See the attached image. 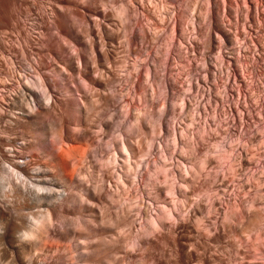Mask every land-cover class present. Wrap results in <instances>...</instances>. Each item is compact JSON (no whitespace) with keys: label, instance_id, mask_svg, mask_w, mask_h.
Returning a JSON list of instances; mask_svg holds the SVG:
<instances>
[{"label":"bare ground","instance_id":"1","mask_svg":"<svg viewBox=\"0 0 264 264\" xmlns=\"http://www.w3.org/2000/svg\"><path fill=\"white\" fill-rule=\"evenodd\" d=\"M22 1L24 2L25 0H22ZM244 1L245 0H243V2ZM254 1L255 0H253L252 2H254ZM258 1H261V0H258ZM102 3H104V2H102ZM23 4H25V2ZM233 4H234V2H233ZM124 5H125V3H124ZM246 5H248V4H246ZM256 5H257V3H256ZM229 7L232 11L235 9H237V11H238V8H236V7H234V8L232 6H229ZM125 8H126V11L127 10L128 11H127V14L125 13L127 15V16L125 15L126 19L124 20L126 22V23L124 22L126 25H125L122 32H125L126 34H124V36L127 35L128 37L127 36L126 37L128 38V40H131L132 43H134L133 46L131 45L129 47L130 51L141 53L143 51V49L146 47V45L148 44L147 43L148 40L150 38L156 39L158 36H156V33L154 34V32L151 31L149 29V27H147L144 24L145 22L142 23V21L139 20L140 15H137L136 11H134L131 8L128 9V7H125ZM262 8H263V6H262ZM248 9L250 11V8H248ZM28 12H29V10H28ZM238 12H240V10ZM232 13L233 12H231V14ZM138 14H140V13H138ZM117 15H122V14H116V16ZM220 15H221V12H219V15H217L219 17L218 21L216 22L217 26L216 25L214 26V23L210 22L215 28H217V29L219 28V30H220V32L219 31L216 32V30H214L217 33V34H215V35H217V39L216 38L215 39L219 40L220 45L219 44H218L219 46L217 45V51L215 52L216 57H214L212 59V61L216 60L217 55H219V58L221 56V59L218 58L217 60L218 61L221 60L222 62L219 63L218 66L214 63L215 66H217V67L214 66L215 69L211 73L212 78H213V82L206 83V81H205V84L203 85V87L201 89L202 90L201 94H203V96L208 97V102H206L208 104H203V101H205L204 100L205 97L203 98V96L202 97H200L199 95H194V96L192 95L191 96L190 94L183 92L184 104H185V100H186V102L189 103L188 104L189 106H193V105L195 106V108H194L195 111H193L194 112L193 116L190 117L193 122H195V120H197V117H199L198 111H201L202 105H203L204 109H207L208 107H210L212 109V112H214V115L216 116V117L214 116L213 119L204 118L206 120L202 121L201 125H203V128H202L203 132H204V130H208L207 132L205 131V133H206V135L204 134L205 136L200 134L199 137H197V135H196L197 138H192L189 140L188 146L192 150L191 153L194 152L195 149L197 150V148L199 150L200 144L205 143L204 141H206L207 138L210 139L211 135H216V133H218V132H216L217 130L215 132H212V130L210 131V128H211L212 124L214 126V121L216 120L215 118L219 119V117H220L219 116L220 114L218 113L219 109H220V112L222 109L221 113L223 114V110H224L223 108H225L224 105L226 104L225 101H226L227 95H229V94H227L229 91H227V89L225 87L226 84H227V86H229L228 85L230 83L229 80H230V77L232 76L230 73V70H229L230 69V60L229 59L231 57H233L234 51H238V50H237L236 46L235 47L232 46L230 49H226V44H228V42L226 41L227 38L224 37L223 34H224V31H227L229 29V26H227L222 20H220L222 18ZM122 17H123V15H122ZM122 17H120V19ZM202 17H203V15L201 16V18ZM260 17H261V15H260ZM137 19H138V21H141V22L136 23ZM17 21H20V20L17 19ZM17 21L15 20V22H17ZM13 22H12V25H13ZM105 25H106V23H105ZM257 25H258V22H257V19L255 18V19H253L252 27L254 28ZM184 27H186V26H184ZM35 28H36V25H35ZM22 29L25 32L26 29H24V28H22ZM29 29H28V31H29ZM12 30H14V29L12 28ZM114 31H116V30H114ZM114 31L109 26L103 25L102 31H100V32H102V42H99L96 38L93 37V35H91V34H93L92 31H91V34L88 30L86 31L87 33L88 32L89 33H88V38L86 37L87 35L85 36V38H87V40L84 38L85 41L83 39V36L80 35V33H79L80 36L76 37L77 42L79 45L83 46L85 48V51L87 52V56L84 58L83 67H79V64L77 66L74 63V61L72 60L73 57L70 55L69 56L72 58H68V59L65 57H63V58L59 57L60 55L57 56L55 53H53V51H49L51 49L50 47L48 48L49 50H47L46 52L43 51L44 53L42 54V57L40 55L41 58H39V52H38V56H37L38 59H37V57L34 56L35 53L33 52V48H31V46L30 47L24 46L26 49L22 48L23 45L20 46L22 42L21 43L17 42L18 44H16V45L13 44V46L7 45L5 43L6 47L7 46L10 47L9 49L5 48L4 45H2L5 48L4 50L8 54L7 61H9V65L6 66L7 70L4 71L3 75L2 76L0 75V264H122V263L123 264L124 263L130 264L132 262L131 258L134 255V252L136 251V249L137 250L139 249L138 251H140L141 249L143 250L142 255L144 258L143 257L142 258L146 263L148 262L150 264H225L226 259H225V257H223L224 254L221 255L219 253H214V252L208 251V246H210L209 244L213 242L211 240H215V242H218V240H220L218 238H220L223 234H224L223 236H225V234H227V233H224V232L229 231V230L234 234L233 238L236 237L235 240H238L237 238L242 239V238H240L242 236H245V239H246L247 238L246 235L251 234V236H252V234L254 232H256L259 228H261L260 223L262 221L260 222V219H259L260 213L257 210V208L255 207L256 203L258 201H260L261 198L259 197L260 195L258 196V193H256L257 192L256 190H255L256 192L254 191L255 193L253 192L255 195H253L252 197L250 196L251 200L249 201V203L251 206L247 207L248 211L246 210L247 212H250L249 222L246 224L245 223L242 224V222L239 221L238 218L236 219V216H234V212H233L234 209L231 210L232 209L231 207H230L231 209L228 208L229 206L227 207V204L225 205V207H227V208L222 209V207L218 204V200H219V199H217V198H219L218 196H213V199H212V196L210 194H207V195H209L208 197L211 196V199L214 201V205L213 204L212 205H208V204L205 205V203L203 204L202 203L203 199L200 196L192 199V200H194L196 205L187 204L186 200L189 201V199H191V197H190L191 194L188 193L190 191H188L187 187H188V185L193 183V181H195V179H193L194 175H193V178H191L187 174H183L181 172V168H179L178 166H177V168H175V171L172 172V175L174 177L172 180L173 182H172L170 189H169V191L174 196L173 205L172 204L171 205L170 204L169 205L168 204L167 205H160L159 204V205H157L155 211H153L154 210V209H152L153 206L150 204L141 206V207H143L142 209L140 207V209L142 210V215L146 219L149 218V221L146 220L144 223L141 224L140 222H136L137 217L134 218L135 217L134 211H133L134 208L131 207L130 202H129V198H132L133 197L132 195L134 193L138 196L139 193L137 191L140 190V188L138 190H135L134 192L129 191V189H127V187H126L127 183L124 184V181H123V188L120 189L119 187H117L118 186L117 185L116 187H114L115 189H113L112 184L109 183V181L107 182L106 181L107 179H105L104 176L102 175L103 173L98 171L99 168L97 170V167H99L98 166L99 165L98 163L100 162L99 160L105 158V156L109 154L108 149H107L108 152H105L102 149L103 146L106 147L109 145V147H110V145H111V147H113L111 150V153H113V154L117 153L116 151L118 150V148L116 147V145L114 143H112L110 136H112V134L113 135H117V134L122 135L121 126L122 127L125 126L128 130L125 131L126 133L123 132V134H124V146L122 145L120 148L122 150L123 149L122 147H125L126 151L128 153H130V144H129L130 139L128 140V138H130V136H128L127 131H129V129L132 125L129 127L128 123H130L129 121H131V120L134 121L133 123H136L135 121L138 118L139 119L141 118V117H139V114H140V112H142L140 110H137L135 108L130 107L128 99L124 98L126 93L121 92L120 94L118 93V95L113 94V90L111 88L112 87L111 86V78H109L110 74H108V73H110L109 71L112 67L111 61L114 59V56L112 54V51H114V50H112V48H113L112 44L114 45L113 42L116 41V38H117V34ZM212 31H213V29L212 30L210 29V31L209 30L207 31V35H208L207 40L205 37V40L207 41L206 42V50H204L203 54H202V55H204V58H203L204 64L207 63V59L210 60L209 54H210V51L212 50L211 49L212 42H210L209 34ZM17 32H19V31H17ZM3 33H5V32H3ZM82 33H83V31H82ZM97 33H99V32H97ZM7 34H8V32H7ZM18 34L21 35L20 33H18ZM57 34L58 33H56V37H58ZM26 35L28 36V33ZM100 35H101V33H100ZM13 36H14V34H13ZM6 37H7V35H6ZM17 37L20 38L17 35L14 36L16 41H18ZM187 37H185V36L182 37V38H184L183 40L180 37L181 38L180 40L184 43L186 42L188 45H191L194 39L190 43L189 37L188 38ZM118 38H119V36H118ZM100 39H101V37H100ZM195 39H197V38H195ZM1 40L3 41V39H1ZM203 40H204V37H203ZM24 41L26 42V40H24ZM156 41L157 40H155V42ZM25 42H23V43H25ZM196 42H198V41H196ZM42 43H43V41H42ZM175 43L176 42L173 39H170V41L167 44H169V46L172 45L173 49H174V47H176V45H177V44L175 45ZM178 43H179V40H178ZM28 44L29 43H27V45ZM151 44H152V42H151ZM180 44L182 45V43L180 42L178 46H180ZM201 44H199V45H201ZM25 45H26V43H25ZM109 45H111V46H109ZM178 46H177V48H178ZM76 48L78 49V47H76ZM147 48H148V45H147ZM203 48L205 49V47H203ZM180 49L181 48H178V50H177L179 52V53H177V56H178V54H179V56H181ZM36 50H38V49H36ZM81 50H82V48H81ZM18 51L20 53L19 55H21L24 60L26 58V56H25L26 53H28L29 56L31 57V60H33L34 68L32 65H31L32 67L29 66L32 69H35L33 74L29 73L32 70V69L30 70L29 67H28V70H30L29 72L27 69H26L27 71L22 72L21 69L16 68L13 58H15V56L17 57L18 54L15 55L14 53H16V52L18 53ZM116 53H119V52L116 51ZM152 57L153 58H151V60L148 64V67H147L148 69L146 72L147 73L146 77L148 79H150V81L153 83L155 88L158 89V92L163 94L162 96H164V98H165L164 102L173 106V108L171 109V114H172L171 125H173V128L170 129V132H171V135L173 136V138L176 139L175 134L177 133L176 130L178 129V127H177V129L175 128L177 122L175 121L174 118L176 117L177 113L175 112L176 111V109H175L176 103L174 102V100H177V99H175L176 97H174V95L176 94V91L179 92L177 89L178 83H177V80L174 77V75H172L171 73H169L170 75L168 73L165 74V70H164L165 65L160 63L162 57L157 55V54H155ZM91 58L93 59V61L91 60ZM172 58H173V61L176 62L175 61V58H176L175 55ZM39 59H40V61H39ZM116 59L117 58H115V60ZM188 59H189V57H188ZM224 59H228L229 64H228V61H226L227 63H225V62L223 63ZM3 61H2V64H4ZM242 61L243 60H241L239 63H241ZM40 62H43V64L45 63L47 65L48 69L53 68L54 73L55 72L58 73V75L57 74H55V75L58 76L59 79H57V80H55L53 78L50 79V76L48 78L47 77L48 74L46 75V73H45L47 70H44V69L42 70L40 68V65H39V64H41ZM90 62H94V65H92L93 63H90ZM243 62H245V61H243ZM5 63H8V62H5ZM256 63L259 64V61L257 60ZM46 65H45V68H46ZM232 65H234V64L232 63ZM22 66H23V64H22ZM25 66H26V64H25ZM97 67L100 70V72L98 75H95L93 72L96 71L95 69H97ZM185 67H188V66H186V63H185ZM245 67H246V70H248L250 66L248 67L245 64ZM247 67H248V69H247ZM165 68H166V66H165ZM185 69H186L185 72L189 78L188 80L194 81V80L198 79L197 77L194 79V74L192 73L193 71H191L192 70L191 68H185ZM73 71H76L77 73L80 72L83 75V77L88 80V84L90 83L93 86L92 90H87V91H83L84 87H82V89H81V91H83L82 97L80 95V97L83 101L82 104L72 102L71 100H68L69 97H67V96H70V93L74 90L73 89L74 84H72L73 82H71V72H73ZM111 71H112V69H111ZM238 71H240V70H238ZM253 71H254V69H253ZM253 71L251 69L250 72L253 73ZM49 72L50 71H48V73ZM239 73H241V72H239ZM252 73L250 75H252ZM244 74H245V72H244ZM219 76H223L224 78H226L229 83L225 82L224 83L225 85L223 84L221 86L222 87L221 90H220V88H218L217 90L215 89L216 92L213 93V88L217 87V86H215V81L217 80V78L222 79V78H219ZM243 77H244V75H243ZM251 77H253V76H250L248 78H251ZM73 79H74V77H73ZM240 81H242V80H240ZM245 81H247V80H245ZM249 81H248V83H250ZM233 83H235V82H233ZM230 84H232V83H230ZM190 85H192V84H190ZM253 85L254 84H252V86ZM238 86H239V84L237 85V87ZM254 86H256V84ZM114 89H115V86H114ZM79 90H80V88H79ZM139 91H140V89H139ZM255 91L256 90H254L253 94H252L254 96H255V94H254ZM76 92H78V91H76ZM238 92H239V90H238ZM238 92L236 93L237 96H238ZM244 93H246V92H244ZM261 93H260V95H261ZM79 94H81V93H79ZM181 94H182V92H181ZM178 95H179V93H178ZM257 95H259V94L257 93ZM207 97H206V99H207ZM232 97H231V99H232ZM228 98H230V97H228ZM251 98H252V96H251ZM212 100L214 101L213 105H212ZM246 100L247 99H245V103L247 104ZM229 101H230V99H229ZM238 101H239V99H238ZM100 103L102 104V106L104 108L102 110H104L103 113L106 116H104V114H103V117H100V113L98 110L99 109L98 104L101 105ZM245 103H243V105ZM253 103H254V101H253ZM255 105H257V104H255ZM226 106H228V105H226ZM253 109H255V107ZM179 111H181V110H179ZM255 111H257V110H255ZM227 112H229V111H227ZM251 112H253V110H251ZM69 113H73V114L77 113V115L79 117V120H78L79 122H78V124L76 123L77 124V125H75L76 128L75 127L74 128H75V130H77L76 134H78V136L80 138L72 137L70 135L71 129H74V128H71L70 119L68 116ZM101 113H102V111H101ZM225 113H224V115H225ZM64 114H66L67 116H64ZM45 115L46 116L52 115V117L54 116V118H55L54 123L53 124L48 123L49 121L46 122L45 121ZM242 115H243V113H242ZM101 116H102V114H101ZM217 116H219V117H217ZM232 118H233V116H232ZM165 119H166V117H165ZM165 119H163L164 122H165ZM221 119H222V117H221ZM221 119H219V120L221 121ZM138 121H137V124H138ZM242 121H244V120L242 119ZM229 126L230 125H228V127ZM215 127H216L215 129H217V127L219 129L220 124L219 123L215 124ZM123 129H124V127H123ZM133 129H134V126H133ZM179 129H180V127H179ZM211 129H214V128H211ZM224 131H228V129L224 130ZM234 131H232V133H230V134H233ZM221 132L222 131H220L219 137H221V134H222ZM229 132H230V129H229ZM229 132H225V133L228 134ZM236 132H235V134H236ZM225 133H224V137L226 135ZM230 134H228V136H230ZM253 134L254 133H252V135ZM255 135L256 134H254V136ZM92 136H94V138L96 137V139L98 138L97 144H95L94 141H91L93 138L91 140L89 139ZM216 136H218V135H216ZM216 136H215V138H216ZM234 136H236V135H234ZM234 136H233V138H235ZM248 136H250V135H248ZM239 137L240 136H238V138ZM212 138L214 139V137H212ZM233 138L229 139L230 141L227 140L228 138L225 139L226 141H228V143L224 144V145L226 146L225 149L229 150V151L225 150V152L228 153V155H226V157L227 156L233 157V159L235 160L236 158H238L237 155H240V152L239 151L237 152V150H235L236 147L239 146L238 145L239 143L236 142L237 140L234 141L237 138V136L235 139H233ZM117 139H119V138L117 137ZM232 139H233V141H232ZM240 140H241V138L238 141L241 142ZM114 141H115V139H114ZM186 143H187V141H186ZM218 143H219V141H218ZM222 143H225V142L222 141ZM241 143H243V142H241ZM246 143H249V142H246ZM118 144H119V142H118ZM120 144H122V143H120ZM243 144H240V145H243ZM252 144H253V142L251 143V145ZM203 145L205 146L206 144H203ZM220 145H221V143H220ZM219 147L220 146L218 144L217 150H219L220 148H222L220 150H224L222 146L220 148ZM33 148L35 149V151H37L36 152V154L38 153L37 155L32 154L30 152ZM244 148H246V145ZM34 149H33V151H34ZM241 149H243V148H241ZM123 151H124V149H123ZM235 151L239 154H237ZM157 152H160V151H157ZM162 152L165 153V150H162L161 154H163ZM124 154L122 153L121 155L123 156ZM41 155H44V156L47 155V158H48V156H50L51 158H48V159H51L52 160L51 162H54L53 165L49 166L46 163H43V161H41V158H43L44 156H42L39 159V157ZM45 157L43 158L44 160H45ZM123 157H125V156H123ZM175 157L176 156H174V155L172 156L171 164L174 165V163H175L177 165L178 164L180 165V163H181L180 160L176 159ZM179 157L181 158V156H179ZM222 157H224V156H222ZM213 158H214L213 156L206 154V155H203V157L201 156L199 161L198 162L196 161V162L199 163V165H201V167L204 168L205 166H208L207 164L212 163V161L214 160ZM196 159H197V157H196ZM229 160H231V158ZM166 161H167V157H165V155L163 154L162 156L159 157V160L156 163H154L153 161L152 162L154 163V165L158 169L162 166L167 165ZM237 161H239V160H237ZM196 162H195V164H196ZM239 162L238 163L235 162V163L239 164ZM203 163H205V165ZM214 163H216V162H214ZM237 164H235V165L233 164V165L236 166ZM104 165H105V162H104ZM106 165H107V163H106ZM126 165H128V164H126ZM230 165H232V162ZM197 168H198V165H197ZM238 168H240V167H238ZM231 170H235V169L231 168ZM148 173H150V175L152 174L150 171H148ZM192 174H193V172H192ZM196 174H198V173H196ZM212 174L214 175L215 178H217L218 175L220 174L219 169L217 168L216 171L214 169ZM150 175H147L148 180H149ZM222 175H223V173H222ZM197 176L198 175H196V177ZM204 176H205V174H204ZM223 176L225 178V175H223ZM151 177H152V175H151ZM151 179H153V178H151ZM223 179H222V181H223ZM155 180H157V179H155ZM197 180H198V177H197ZM199 180H200V178H199ZM117 181H118V179H117ZM152 183H153V180H152L151 184ZM217 183H219V182H217ZM217 183H215V180H213L212 182L209 181L208 186H206L207 188L205 189V191L208 189V191L212 192L215 184L218 185ZM253 183H255V182H253ZM105 184L108 186V193H104L103 189L106 188ZM146 184L147 185L149 184V187H150V182L146 183ZM158 184H160V182L157 183V181H156L155 192H156L157 196H159V194L163 190V187H161ZM198 184H199V182H198ZM219 184H221V183H219ZM185 185H187V187ZM194 185H195V183H194ZM113 186H115V184ZM152 186H154V184ZM149 187L146 189L147 191H148V189H150ZM211 187H212V190H211ZM143 189L145 190V188H143ZM141 190H142V188H141ZM152 190H154V189H152ZM147 191H146V193L150 192V191H148V192ZM140 192H143V191H140ZM211 192H209V193H211ZM260 192H263V191H260ZM114 193H117V195L120 196L119 197L120 199L115 198ZM135 194H134V197H136ZM187 194H190V196H188ZM212 194H214V193L212 192ZM140 195H141V193H140ZM220 195H221V192H220ZM262 195H263V193H262ZM178 196L179 197L180 196L185 197V199L183 200V203L178 204L176 202ZM239 197H241V196H239ZM205 198H206V196H205ZM116 200H120V201H118V203L120 202V205L117 204L115 206ZM256 200H258V201L256 203H254ZM142 201H145L144 197L141 198V202ZM165 201H166V199H165ZM141 202H140V204H141ZM252 203H254L255 205ZM64 204L67 205L66 209H63V207H65ZM35 206H40L43 208L38 210V212H36V211L32 212V213L25 212L26 208H31V207H35ZM136 207L138 208V205H136ZM235 209H236V207H235ZM181 212H182V216L186 215L185 219L182 218V216H180V217L178 216V213L180 214ZM218 212L223 213L224 218L221 221L219 220V222L217 223V227L215 229L214 228L215 226L213 224L211 225V223L209 222L210 221L209 215H212V213H218ZM176 214H177V216H175ZM135 215L138 216L139 214H135ZM178 217L181 220H179ZM20 218H24V220L26 219L25 220L26 221L25 226H23L24 225L23 223H22L23 225H21L18 222V220ZM141 218H143V217H141ZM182 219H184V220H182ZM20 220L22 221V219H20ZM135 223H140V227L138 229L135 227ZM116 225L118 226L117 227L118 229H120L122 227L123 229L122 228L120 229L122 231H119L118 233L115 230L113 231L114 227L116 228ZM134 228H136V229H134ZM259 230H258V232H259ZM133 231H135V232L132 236L131 233ZM204 231L206 232V235H205ZM230 231H229V233H230ZM114 232L117 233V235L112 234ZM129 234L132 236V238H130L131 241L128 238ZM256 234H257V232H256ZM230 236H232V235H229V238H230ZM52 238H54L56 240L58 239L60 241V243H62V244H60V243L59 244L57 243V245L50 244L51 242L49 243L48 240L52 239ZM222 238H225V237H222ZM127 239H128V241H127ZM232 239H231V241H229L230 244L229 243L228 244L231 245L233 248H236L235 249V250H237L235 252V254H236L239 251L238 249H240L239 244L237 245L236 242H234ZM47 241H48V243H47ZM129 241H130V245H128ZM161 241H169V242H167L168 244H166V242L164 243L165 245H170L169 249L164 250L163 247H165V245L162 242V244L164 245V246L162 245L163 251L162 252H155V250H156L155 248H157L159 246V244H161L160 243ZM192 241L194 242V245H190ZM189 245H190V247H189ZM219 246L222 247L221 245H219ZM160 247L161 246H159V249H160ZM214 249H216V248H214ZM37 250H41L45 256L43 255L44 257H41V256H39V254H37V255L34 254L35 253L34 251H37ZM138 251H136V253ZM45 252H49V253H51V255H46ZM240 253H241V251L238 254H240ZM40 255H42V254L40 253ZM134 256H137V255L135 254ZM240 258H242V256ZM133 260H134V258H133ZM129 261H131V262H129ZM228 263H229V261H228ZM131 264H133V262ZM248 264H254V263L250 262Z\"/></svg>","mask_w":264,"mask_h":264},{"label":"rangeland","instance_id":"2","mask_svg":"<svg viewBox=\"0 0 264 264\" xmlns=\"http://www.w3.org/2000/svg\"><path fill=\"white\" fill-rule=\"evenodd\" d=\"M252 1L251 0H245L243 2V0H25L24 1L25 4H23L24 2L22 0H0V34H1L0 40L3 39V41L2 40L0 41V49H1L0 50V65L2 64V61L4 60L3 61L4 64H2L3 66L2 65L0 66L1 67L0 68V75L1 76L3 75L4 71L7 70L6 66L9 65V61H7L8 54L4 49L5 48L9 49L10 47L9 46L6 47V44L13 46V44L16 45V44L22 42L20 45V46L23 45L22 48L26 49L24 46H26V47L31 46V48H33V52L35 53V55H34L35 57L38 56V52H39V58H41L42 54L44 52H46L47 50H49L48 48L50 47L51 49L49 51H53V53H55L57 56L60 55L59 57H62V58L65 57L67 59L73 57L72 60L74 61V63L77 66L79 64V67H83L84 58L87 56V52L85 51V48L83 46L78 44L76 37L82 35L83 39H84L85 36L87 35L86 37L88 38V33L90 32V34H91V31H92L93 34H91V35H93V37L96 38L99 42H102V32H100V31H102L103 25L109 26L113 31L116 30L114 32H116L117 38H116V41L113 42L114 45L112 44V46H113L112 50L115 51V52L112 51L114 59L111 61L112 63L110 62L111 66H112L111 67L112 71L110 69V71H109L110 73H108V74H110L109 78H111V86H112L111 88L113 90V94L118 95V93L120 94L121 92L126 93L124 98L128 99L130 107L135 108L137 110H140L142 112H140L141 115L139 114V117H141V118L140 119L138 118L135 121L136 123H133L134 122L133 120L129 121L130 123H128L129 127L132 125L130 127L129 131H127L128 136H130V138H128V140L130 139V141H129L130 153H128L126 151L125 147H122L124 149V151H123V149L121 150V148H120L122 145L124 146V134H123V132L128 130L125 126H123L124 129L121 126L122 135L121 134H119V135L118 134L117 135L112 134L113 137L110 136L112 143H114L116 145V147L118 148V150L116 151L117 153H114L115 155L113 153H111V150L113 148V147H111V145H110V147H109V145L106 147L103 146L102 149L105 152H108V150H109V154L107 153L108 155L105 156L106 159L103 158V159L99 160L100 162L97 160L99 162L98 163L99 167H97V170L99 168L98 171L103 173L102 175L104 176L105 179H107L106 180L107 182L109 181V183L112 184L113 189H115L114 187H116L117 185H118L117 187H119L120 189L123 188V181H124V184L125 183L128 184V185L126 184V187H127V189H129V191L134 192L135 190H138L140 188V190L137 191L139 193V194L137 193L138 196L134 193L136 197H134V194H133L132 195L133 197L129 198L130 205H131V207L134 208L133 209L134 216H135L134 218L137 217L136 222H140L142 224L146 220L149 221V218L146 219L142 215L141 209L143 207H141V206H143V205H148V204L152 205L153 207L152 206L151 207H152V209H154L153 211H155L157 205H159V204L160 205H167V204L173 205L174 196L169 191V189H170V186L173 182L172 180L174 177L172 175V172L175 171V168H177V166L179 168H181V172L183 174H187L191 178H193V175H194L193 179H195V181H196V182L193 181V183H191L190 185H188L189 184L188 183L187 184L188 187H187V185H185L188 188V191H190L188 193L191 194V196H190V194H187L188 196L191 197V199H189V201L186 200L187 204L196 205V203L192 199L200 196L203 199L202 200L203 204L205 203V205H207V204L208 205H212V204L214 205V201L212 200L213 196H218L219 198H217V199L220 200V201L218 200V204L222 207V209L223 208L225 209L228 206H229L228 208H230V207L232 208V209L230 208L231 210L234 209L233 210L234 216H236V219L238 218V220L241 221L242 224H244V223L246 224L249 222L250 212H247L248 211L247 207L251 206L249 203V201L251 200L250 196L252 197L253 195H255L254 193L257 191L256 193H258V196L260 195L259 197L261 199H260V201L256 200L254 202V203H256L258 201L257 202L258 204L257 203H256V205L254 203H252V204H254L255 207L257 208V210L259 211V213H260L259 219H260V222L262 221L260 223L261 228H259L260 230L258 229L259 232L257 230L256 231L257 234H256V232H254L255 234L253 233L254 235L252 234V236H251V234L246 235V237L248 239L247 238L245 239V236H242V237H240L242 239L237 238L238 240H235L236 237L233 238L234 234L230 230H229L230 233H229V231H225L224 233H227V234H225V236H223L224 235L223 234L220 238H218V239H220V240H218V242H215V240H211L213 242L209 244L210 246H208L209 252L219 253L221 255L224 254L223 257H225L226 262H227V263L225 262V264H229V263L230 264H236V263L237 264H248L250 262H252L254 264H264V220H263L264 219V197H263L264 196V92H263L264 91V75L261 74L258 70H256V68H254V71H253L252 63H250V61L247 60L246 58L241 57V60L245 61V62H243V61L241 62L244 65V67L242 68L243 71L241 70V68L238 69L240 71H237L236 67H238L239 65H237V63L235 61L232 62L234 65H232V63H231V72L230 73L232 76L230 77L229 82L232 84H230L228 82V80L226 78H224L223 76H219V78H222V79L217 78V80L215 81V86H217V87L213 88V93L216 92V90L218 88H220V90H221V88H222L221 86L225 82H228L229 86H227V84H226L225 87H226L227 91H229L227 94L230 95V96L227 95V98L228 97H230V98H228V99L226 98V101L224 100L226 104L224 105L225 108H223L224 109L223 114L221 113L222 109H221V112H220V109L218 110L220 117L219 116H217V117H219V119H221V117H222L221 121L218 118H215L216 120L214 119L215 120L214 126H213V124L211 125V128L215 129L216 128L215 124L219 123L220 124L219 129H218V127L215 130L210 128V131L212 130V132H215L217 130L216 132H218V133H216V135H218V136L211 135L210 136L211 140L209 138H207L206 141H204L205 143H203L206 145L204 146L203 144H200V146H199L200 149L199 150H198V148H197V150L195 149L194 152H192L193 154L191 153L192 150L188 146L189 140L192 138L199 137L200 134L205 136L206 135L205 131L207 132L208 130H204V132H203V130H202L203 125H201L202 121H204L208 118L213 119L215 115H214V112H212V109L210 107H208L207 109H204L203 105H202L201 111H198L199 117H197V120H195V122H193L190 117L193 116V113H194L193 111H195V109H194L195 106L194 105L189 106L188 105L189 103H187L186 100H185V104H184L183 92L184 93L186 92L187 94H190L191 96L192 95L193 96L199 95L200 97H202L203 94H201L202 93L201 89H202L203 85L205 84V81H206V83L213 82V78H212L211 73H212V71H214L215 67H217L218 64L221 63L222 61L217 60L219 58V55H217V59H216L217 61L211 60L212 61L211 62L210 60L207 59V63L204 64V60H203L204 55H202V54H203V51L206 50V42H207L206 40L208 39V35H207L208 30L210 31V29L211 30L213 29L212 32L214 33V37H213L214 45H216V44L220 45L219 40H218V42H216L217 40L215 41V38L217 39V35H215V34H217L216 33L217 31L220 32V30H219V28L217 29L214 27L217 24L216 22L218 21V18H219L217 15H219V12H221L220 16L222 17L220 20H223V18L227 20L226 17L231 15V13L229 14V12H228L229 6H232L233 8L236 7V8H238V11H239V10H241L240 8L243 5H245V3H247L248 4L247 6H248V8H250L251 11L255 8V10H257L259 12V16L261 15L260 19L262 22H261L260 26H261V30L263 31V32L261 31L262 36L264 37V18H263L264 17V12H263L264 11V0H261V1L255 0L254 2H252ZM102 2H104V3H102ZM233 2H234V4H233ZM124 3H125V5H124ZM256 3H257V5H256ZM261 5L263 6V8ZM125 7H128V9L131 8L134 11H136L137 12L136 14L140 15L139 20H141L142 23L145 22L144 24L147 27H149V29L151 31H153L154 34L156 33V36H158L156 39L150 38L147 42L148 48L146 45V47H145L146 49L144 48L141 53L130 51L129 47L131 45L133 46L134 43H132L131 40H128L127 35L124 36V34H126L125 32H122L125 25H126L125 24L126 22L124 20L126 19L125 15L127 14V11H128V10L126 11ZM28 10H29V12H28ZM238 11H237V9H235L231 12H233L232 14L235 15V14L240 13ZM138 13H140V14H138ZM116 14H122L124 18L122 17V15L116 16ZM202 15H203V17L201 18ZM119 16L122 17L123 19L122 18L120 19ZM249 18H250V15H249ZM14 19L16 21H17V19L20 21L15 22ZM141 21H138V19H137L136 23L141 22ZM12 22H13L14 26L12 25ZM210 22L211 23L213 22L214 26ZM105 23H106V25H105ZM35 25H36V28L38 30L35 28ZM184 26H186V27H184ZM235 26H234V28L236 30L240 29L239 26H236V27ZM12 28L14 30H12ZM22 28L26 29L25 32ZM28 29H29V31H28ZM87 30L89 31L88 33L86 32ZM214 30H216V32ZM17 31H19V32H17ZM82 31H83V33H82ZM3 32H5V33H3ZM7 32H8V34H7ZM97 32H99V33H97ZM18 33H20L21 35H19ZM27 33H28V36L26 35ZM56 33H58L57 34L58 37H56ZM79 33H80V35H79ZM100 33H101V35H100ZM13 34H14V36L17 35L20 37V38L17 37L18 41L15 40ZM6 35H7V37H6ZM118 36H119V38H118ZM184 36L189 37L190 43L194 39L191 45H188L186 42L184 43L180 40ZM100 37H101V39H100ZM203 37H204V40H203ZM205 37H206V40H205ZM87 38H85V39L87 40ZM195 38H197V39H195ZM23 39L26 40V42ZM85 39H84V41H85ZM170 39H173L176 42L175 45L177 44L176 47H174L175 50L173 49L172 45L169 46V44H167L170 41ZM183 39L184 38H182V40ZM155 40H157V41L155 42ZM178 40H179V43L180 42L182 43V45L180 44V46H178L179 45ZM42 41H43V43H42ZM196 41H198V42H196ZM23 42H25L26 45ZM151 42H152V44H151ZM27 43H29V44L27 45ZM199 44H201V45H199ZM2 45H4L5 48ZM109 46H111V45H109ZM177 46H178V48H181L180 54L182 57L179 56V54L177 56V53H179L177 51L178 50ZM76 47H78V49ZM203 47H205V49ZM81 48H82V50H81ZM36 49H38V50H36ZM116 51L119 53H116ZM214 52H216V50ZM14 54L15 55L18 54L17 57L15 56V58H13L15 66L17 69H21V71L23 72V71H27L28 67L31 65L34 68L33 60H31V57L29 56L28 53H26V55H25L26 56L25 60L22 58L21 55H19L20 54L19 51H18V53L16 52ZM155 54L162 57L160 63H162L166 66V68L164 66L165 74L171 73L172 75H174V77L176 78L177 83H178L177 89L179 92L176 91V94L174 95V97H176L175 99H177V100H174V102L176 103L175 104V109H176L175 112L177 113L176 117L174 118L175 121L177 122L175 128L177 129V127H178V129L176 130L177 133L175 134L176 139L173 138V136L171 135V132H170V129L173 128V125H171V116H172L171 109L173 108V106L164 102L165 98H164V96H162L163 94L159 93L158 89L155 88V86L150 81V79H148L146 77L148 64H149L151 58H153L152 56H154ZM40 55H41V57H40ZM69 55L72 57H70ZM174 55L176 57L175 58L176 62H174L173 58H172ZM188 57H189V59H188ZM115 58H117L116 59L117 61L115 60ZM37 59H38V57H37ZM219 59H221V56ZM251 59L254 61L255 65H259L262 62L261 58H255L254 59L251 56ZM91 60L93 61L92 58H91ZM257 60L259 61V64L256 63ZM39 61H40V59H39ZM226 61L227 60L224 59L223 63L224 62L227 63ZM5 62H8V63H5ZM40 63H41V64H39L40 68L42 70L43 69L47 70L45 73H46V75L48 74L47 75L48 78L50 76V79H52V78L55 80L59 79L58 76L55 75V74L58 75V73H56V72L54 73L53 68H49L50 69L49 70L45 63L44 64L46 65V68H45V65L43 64V62H40ZM90 63H93L92 65H94V62H90ZM185 63H186V66H188V67H185ZM214 63L217 66H215ZM248 63H250L251 65H248V67L249 66L250 67H249V69L247 67L248 70H246L245 64L247 66ZM22 64H23V66H22ZM25 64H26V66H25ZM31 67H29L30 70L32 69ZM185 68H191L192 69L191 71H193L192 73L194 74V79L196 77L198 79H196V80L193 79L194 81L188 80L189 78L185 72V70H186ZM251 69H252L253 73L250 72ZM30 70H28V72ZM95 70L96 71H94L93 73L95 75H98L100 70L98 69V67ZM34 71H35V69H32L29 73L33 74ZM48 71H50V72L48 73ZM239 72H241V73H239ZM244 72H245V74H244ZM251 73H252V75H250ZM243 75H244V77H243ZM250 76H253V77H251L252 79L248 78ZM73 77H74V79H73ZM86 80L87 79H85L80 72H78V73L76 71L71 72V82H73L72 84H74V87H73L74 90L73 89H72L73 91L71 90L72 91L70 93L71 97L67 96V97H69L68 100L82 104L83 101H82L81 97H82L83 91L92 90V87H93L92 84H90V83L88 84V80L87 81ZM113 80L114 81L116 80V81L114 82ZM240 80H242V81H240ZM245 80H247V81H245ZM248 81L250 83H248ZM233 82H235L236 84ZM190 84H192V85H190ZM238 84H239V86L237 87ZM252 84H254V85L256 84V86H254V85L252 86ZM114 86H115V89H114ZM82 87H84L83 91H81ZM79 88H80V90H79ZM139 89H140V91H139ZM238 90H239V92H238ZM252 90L253 91L256 90L254 93L255 96L257 95V93L259 95H257L256 97L254 95H252L253 94ZM76 91H78V92H76ZM181 92H182V94H181ZM237 92H238V96L236 94ZM244 92H246V93H244ZM79 93H81V94H79ZM178 93H179V95H178ZM260 93H261V95H260ZM80 95H81V97H80ZM251 96H252V98H251ZM206 97L207 96H203V98L205 100V101H203V104H208V103H206V102H208V97H207V99H206ZM231 97H232V99H231ZM237 98L239 99V101ZM229 99H230V101H229ZM245 99H247L246 100L247 104L245 103ZM252 100L254 101V103ZM213 102L214 101L212 100V105H213ZM243 103H245L246 105L245 104L243 105ZM255 104H257V105H255ZM226 105H228V106H226ZM98 106H99L98 110L100 113V117H103L104 110H102V109H104V108H103L102 104L101 105L98 104ZM254 107H255V109H253ZM179 110H181V111H179ZM251 110H253V112H251ZM255 110H257V111H255ZM101 111H102V113H101ZM227 111H229L230 113ZM224 113H225V115H224ZM242 113H243V115H242ZM74 114L73 113L68 114L69 119H70L71 128H74L75 125H77L79 122L78 121L79 117H78L77 113H74ZM101 114H102V116H101ZM64 116H67V115L64 114ZM104 116H106V115L104 114ZM232 116H233V118H232ZM165 117H166V119H165ZM162 118L165 119V122ZM204 118H206V119H204ZM242 119L244 121H242ZM45 121L46 122L49 121L48 123L53 124L55 121V118H54V116L52 117V115L51 116L45 115ZM137 121H138V124H137ZM228 125H230V126L228 127ZM133 126H134V129H133ZM179 127H180V129H179ZM75 128L71 129L70 135L72 137L80 138L78 136V134H76L77 130H75ZM227 129H228V131H224ZM229 129H230V132H229ZM220 131H222L221 132L222 133L221 137L223 136L222 138L219 137ZM232 131H234L233 134H230V133H232ZM130 132L131 133L133 132V133L131 134ZM223 132L224 133L229 132L228 134H230V136H228V134L225 133L226 135L224 137ZM235 132H236V134H235ZM252 133H254L256 135L254 136V134L252 135ZM196 135H197V137H196ZM234 135H236L237 138ZM248 135H250V136H248ZM215 136H216V138H215ZM233 136L236 139L233 138ZM238 136H240V137L238 138ZM117 137L119 139H117ZM212 137H214L215 140ZM231 138L235 139L234 141L237 140L236 142L239 143L238 144L239 146H237L235 150H237V152L239 151L240 155H237L238 158L235 157L236 158L235 160L233 159V157H228V156L226 157V155H228V153L225 152L226 146L224 144H227L228 141H230L229 139H231ZM240 138H241L240 141L243 142L244 144L238 141ZM89 139L90 140L92 139L91 141H94V143L97 144L98 138L96 139V137L94 138V136H92ZM114 139H115V141H114ZM225 139H227L228 141H226ZM233 139H232V141H233ZM186 141H187V143H186ZM218 141H219V143H218ZM222 141L225 143H222ZM118 142H119V144L120 143H122V144L119 145ZM246 142H249V143H246ZM252 142H253V144L251 145ZM220 143H221V145H220ZM218 144L220 147L222 146L224 150H220V149H222L220 147H219L220 149L218 148L219 150H217ZM240 144H243V145H240ZM245 145H246V148H244ZM241 148H243V149H241ZM33 149L30 152L32 154L37 155L38 154V153L36 154L37 151H35V149L33 151ZM162 150H165V153L164 152H162V153L165 155V157H167V161H166L167 165L162 166V167L157 169L156 166L154 165V163H156L159 160V157L163 155V154H161ZM157 151H160V152H157ZM226 151H229V150L227 149ZM122 153L123 154L125 153L123 155L125 157H123L121 155ZM205 153L209 154L210 156H213L214 157L213 161L216 163H214L212 161V163L210 162L211 164H207L208 166H205L203 168L197 162L199 161L201 156L203 157V155H206ZM237 154H239V153H237ZM173 155L176 156L175 157L176 159L180 160V162H181L180 165L179 164L177 165L175 163H174V165L171 164ZM42 156H44V155H41L39 157V159ZM45 156H44L45 160L43 159L44 158L43 157V158H41V161H43V163H46L49 166L53 165L54 162H51L52 160L48 159L51 157L48 156V158H47V155H45ZM179 156H181V158ZM222 156H224V157H222ZM196 157H197V159H196ZM228 158L229 159L231 158L232 161L229 160ZM237 160H239V161L241 160L242 162L241 161L239 162ZM104 162H105V165H104ZM195 162H196V164H195ZM231 162H232V165H230ZM235 162H237V163L239 162V164H237ZM106 163H107V165H106ZM205 163H203V164L205 165ZM126 164H128V165H126ZM233 164L234 165L237 164V165L234 166ZM197 165H198V168H197ZM238 167H240V168H238ZM217 168L219 169L220 174L218 175L217 178H215L212 173H213L214 169L216 171ZM231 168H234L235 170L237 169L236 170L237 172L235 170H231ZM147 170L152 173L151 174L152 177H151L150 173H148ZM192 172H193V174H192ZM196 173H198V174H196ZM222 173H223V175H225V178L222 175ZM204 174H205V176H204ZM147 175H150L149 180L151 178H153V179H151L149 181L147 178ZM196 175H198L197 176L198 180L200 178L199 181L197 180ZM154 178L157 180H155ZM117 179H118V181H117ZM222 179L224 182L222 181ZM152 180H153V183L151 184ZM213 180H215V183H217V182L221 183V184L217 183L218 185L215 184V186L213 187L212 192L214 194H212L211 191H208V189L205 191V189L207 188L206 186H208V182L209 181L212 182ZM148 181L150 182V187H149V184L148 185L146 184V183H149ZM156 181H157V183L160 182V184H158V185L163 187V190H162L163 192L161 191L162 194L160 193L161 195L159 194V196H157V194L155 192ZM198 182H199V184H198ZM253 182H255V183H253ZM194 183H195V185H194ZM114 184H115V186H113ZM153 184H154V186H152ZM105 187L106 188L103 189L104 193H108V186L106 184H105ZM148 187L150 188V189H148V191H150V192H148L146 190ZM141 188H142V190H141ZM143 188H145V190L148 193H146V191ZM152 189H154V190H152ZM211 190H212V187H211ZM140 191H143V192H140ZM260 191H263V192H260ZM209 192H211V193H209ZM220 192H221V195H220ZM140 193H141V195H140ZM262 193H263V195H262ZM207 194H210L212 196V199H211V196L208 197L209 195H207ZM205 196H206V198H205ZM239 196H241V197H239ZM114 197L117 199H120L119 198L120 196H118L117 193H114ZM143 197H144L145 201L141 202V198H143ZM164 198L166 199V201ZM184 199H185V197H183V196L179 197L178 196L176 202L178 204L183 203ZM118 201H120V200H116L115 206L117 204L120 205V202L118 203ZM140 202H141V204H140ZM226 204H227V207H225ZM136 205H138V208L136 207ZM64 206L65 207H63V209H66L67 205L64 204ZM234 206L236 207V209ZM140 207H141V209H140ZM42 208L43 207H40V206L26 208L25 212H27V213H32L35 211L38 212V210H40ZM135 214H139L140 216L139 215L136 216ZM180 214L178 213L179 217L182 216V212ZM223 215L224 214L221 212L212 213V215H209V219H210L209 222L211 223V225L213 224L215 226V227L213 226L215 229L217 227V223L219 222V220L220 221L223 220V218H224ZM175 216H177V214ZM185 216L186 215H183L182 218L185 219ZM141 217H143V218H141ZM20 219H22V221ZM20 219L18 220V222L21 225L24 224L23 226H25V224H26L25 220L26 219L25 220H24V218H20ZM184 219H182V220H184ZM179 220H181V219L179 218ZM140 223H135V227L137 229L140 227ZM117 227L118 226L116 225V228ZM116 228L114 227L113 231L115 230L117 233L119 231H122V230H120L122 227L120 229H118V228L116 229ZM136 228H134V229H136ZM134 232L135 231H133L131 233L132 236H133ZM117 233L114 232L112 234L117 235ZM129 235H128V238L131 241L130 238H132V236L131 235L129 236ZM205 235H206V232H205ZM229 235H232V236H230V238L231 239L233 238L232 240L234 242H236L237 245L239 244L240 249H238L239 250L238 253L241 251L240 254H238V253L235 254V252L237 251V250H235L236 248H233L231 245H229L230 244L229 241H231V239L229 238ZM222 237H225V238H222ZM48 241H49V243L51 242L50 244H52V245H57V243L58 244L60 243V241L58 239L56 240L54 238L49 239ZM48 241H47V243H48ZM127 241H128V239H127ZM130 241L128 242L129 244L127 243L128 245H130ZM162 242H163V244L165 242H166V244H168L167 242H169V241H161L160 242L161 244H159V246H161L160 249L158 246L157 248H155L156 249L155 252H162L163 251L162 250V245H163ZM192 242L190 245H194V242L193 243ZM60 244H62V243H60ZM190 245H189V247H190ZM219 245H221L222 247H220ZM169 246L170 245H165V247H163V249L164 250L169 249ZM214 248H216V249H214ZM138 250L136 249V251H138ZM37 251H34L35 252L34 254H36V255L39 254V256H41V257L45 256L41 250H37ZM136 251L134 252V255L136 254L137 256L133 255L131 258L132 260L130 259L133 262V264H150L148 262L146 263L143 260L144 257L142 255V253H143L142 249L140 251H138L137 253H136ZM40 253L42 255H40ZM45 254L51 255V253H49V252H45ZM241 256H242V258H240ZM133 258H134V260H133ZM131 261H129V262H131ZM228 261H229V263H228Z\"/></svg>","mask_w":264,"mask_h":264},{"label":"built area","instance_id":"3","mask_svg":"<svg viewBox=\"0 0 264 264\" xmlns=\"http://www.w3.org/2000/svg\"><path fill=\"white\" fill-rule=\"evenodd\" d=\"M242 6L239 14H231L227 16V20L223 18V22L229 26V29L227 31H224L223 36L227 38L228 44H226V49H230L232 46H236L238 51H234L233 57H231L230 60V72H231V63L236 62L237 65H239L238 69L244 67L243 64H240L239 61L241 60V57L246 58L252 63L253 69L255 68L254 61L251 59V56L255 58H261L262 62L256 66V70H258L261 74L264 75V37L261 33V19L259 16V12L255 9L252 11L248 9V6L246 5ZM231 9L229 7L228 12L231 13ZM238 13V12H237ZM250 15V18H249ZM257 19L258 25L254 28L252 27L253 19ZM234 24L236 26H239V30L234 29ZM235 26V27H236ZM210 42H212L211 51L209 54L210 60H212L216 55L214 54L213 50L217 51V44L214 45L213 43V37L214 33L210 32L209 34ZM216 41V39H215ZM218 42V40H217ZM209 52V51H208ZM236 54V55H235ZM228 61V59H226ZM233 60V61H232ZM239 63V64H238ZM229 64V61H228ZM250 65V63L247 64V66Z\"/></svg>","mask_w":264,"mask_h":264}]
</instances>
